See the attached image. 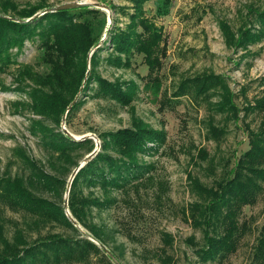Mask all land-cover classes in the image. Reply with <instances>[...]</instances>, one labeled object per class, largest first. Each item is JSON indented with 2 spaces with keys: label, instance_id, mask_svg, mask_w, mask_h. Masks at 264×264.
I'll use <instances>...</instances> for the list:
<instances>
[{
  "label": "rangeland",
  "instance_id": "374dc122",
  "mask_svg": "<svg viewBox=\"0 0 264 264\" xmlns=\"http://www.w3.org/2000/svg\"><path fill=\"white\" fill-rule=\"evenodd\" d=\"M10 1L19 8L40 2ZM45 2L50 6L98 3L107 10L100 9L107 27L114 22L121 26L126 17L118 12V6L128 5L125 0ZM263 5L264 0H172L168 15L156 19L164 28L167 45L159 68L150 76H145L147 67L139 54L133 56L130 67L110 64L106 61L109 44H103L107 49L100 53L95 72L118 83L133 80L138 88L131 101L123 104L99 94L97 85L90 83L78 97L81 103L71 114L69 124L66 120L64 126L76 137L90 136L91 142L68 150L65 155L53 146L50 135L39 129L42 125L53 132L61 131V122L57 124L33 112L28 91L36 85L25 75L19 80L24 68L36 75L50 70L43 61L44 49L38 38H26L23 45L12 44L7 52H1L0 176L21 181L35 196L50 199L68 210L66 191L33 186L26 157L39 169L66 181L67 187L75 165L95 148V141L101 144V133L131 127L134 121L166 132L165 141L156 150L136 154L143 168L134 180L118 189L84 183L79 186L82 199L103 201L84 207L85 220L113 233V242L106 248L117 261L104 252L98 241V250L86 243L92 236L84 227L79 225L76 232L53 218L15 207L0 198L3 237L15 243L14 236L21 234L26 243L16 244L19 251L52 236L67 240L66 254L57 258L50 254V264H250L264 225V182L255 201L243 206V233L235 252L222 262L196 256L194 249L203 244V232L192 224L190 215L200 201L192 187L193 180L216 187L217 181L231 175L237 158L248 149V132L264 130V111L244 115L241 109L262 95L259 79L264 76V38L248 44L245 50L236 49L226 45L219 28V21L225 20L233 31L245 24L258 29L259 24L248 16ZM145 10L153 15L155 2H147ZM86 18L93 21L95 38L101 37V44L106 34L103 14L97 18L84 14ZM206 74L218 75V79L211 84L189 81L180 90L183 81ZM241 87H245V95L239 91ZM227 88L234 93L236 111L221 106V93ZM260 166L264 167V163Z\"/></svg>",
  "mask_w": 264,
  "mask_h": 264
},
{
  "label": "trees",
  "instance_id": "16d2710c",
  "mask_svg": "<svg viewBox=\"0 0 264 264\" xmlns=\"http://www.w3.org/2000/svg\"><path fill=\"white\" fill-rule=\"evenodd\" d=\"M39 1L36 5L19 8L10 0H0V53L7 52L12 44L23 45L26 38H33L34 35L38 38L40 47L44 49L43 61L50 66V70L44 75H36L24 68L19 80L25 75L36 85L29 88L28 94L32 100L33 112L43 118H50L58 124L66 115L65 121L69 124L71 114L81 103L78 97L90 83L97 85L99 94L117 102L127 104L131 101L138 88L133 80L118 83L95 72L101 61L100 53L107 49L104 47L106 42L110 48L106 61L115 67H130L133 56L139 54L142 63L147 67L145 76L152 75L159 68L165 55L167 37L163 26L158 24L156 19L168 15L172 0H125L128 5L118 6V12H121L126 20L121 22V26L114 22L108 27L104 12L88 5L46 12L27 20L38 11L52 7L46 4L45 0ZM150 1L155 2L153 15H148L145 10V4ZM113 8L115 10L117 7ZM84 14L95 18L103 14L102 27L106 25V34L101 44V37L97 40L95 38L93 21L84 19ZM248 17L259 24L258 29L245 24L233 31L227 21H219V28L227 46L245 50L248 44L264 38V5L259 10H251ZM94 47L96 48L93 50ZM217 79L218 75L214 74L187 79L180 85V90L187 87L189 81L200 80L201 84H211ZM259 83L262 86V95L248 101L241 108L244 115L254 110L264 111V76L260 77ZM239 91L242 95L246 93L245 87H241ZM233 96L231 90L225 89L221 93V106L236 111L232 103ZM41 126L39 129L50 135L51 143L63 155L68 150L91 142L89 138L74 140L62 130L53 132ZM99 137V151L72 179L68 192V210L71 217L90 232L92 238L106 247L113 242V233L95 223L87 222L84 212L86 205H98L103 201L82 199L79 196L80 184L118 189L128 181L134 180L143 168L137 161L136 154L156 150L165 141L166 132L141 121H134L131 127L106 131ZM248 146L237 158L230 170L231 175L217 181L216 187H206L193 180L192 187L195 188L200 201L192 210L190 221L203 232V244L194 249L200 260L222 262L235 252L238 239L244 230V222L240 219L242 208L252 204L262 191L264 167L260 165L264 163V130L259 133L249 131ZM111 151L114 153H110ZM25 160L31 168L30 181L33 186H41L47 190L60 187L62 192L66 191V181H60L58 177L39 169L28 157ZM0 198L15 207L42 217L53 218L78 232L71 218L65 215V207L50 199L35 196L19 180L0 176ZM2 233L0 225V264H50V254L57 258L67 252L68 241L56 236L37 241L19 251L16 244L26 243L23 236L17 233L14 236L15 243H9ZM86 243L98 250L97 244L91 240ZM263 262L264 225L250 264Z\"/></svg>",
  "mask_w": 264,
  "mask_h": 264
},
{
  "label": "water",
  "instance_id": "95a60500",
  "mask_svg": "<svg viewBox=\"0 0 264 264\" xmlns=\"http://www.w3.org/2000/svg\"><path fill=\"white\" fill-rule=\"evenodd\" d=\"M82 5H88L90 7H94V8H97V9H101V10H105L104 9V6L98 4V3H89V2H83V3H63V4H60V5H55V6H52V7H49V8H46L44 9L43 11H41L40 13H35L31 18L27 19V20H30L34 17H38L46 12H54L56 10H60V9H69V8H74V7H78V6H82ZM107 11V10H105ZM96 47L93 48V50L95 49ZM91 52L89 53V56H90ZM65 124V115L63 116L62 118V121H61V130L62 132L71 137L72 139L74 140H81V139H84V138H89L90 136L88 135H85V136H81V137H76L74 136L71 132H69L67 130V128L64 126ZM99 148H100V143L98 141H95V148L86 155V157L81 161L79 162V164L74 168L73 172H72V175H71V178L70 180L68 181L67 183V187H66V193L68 194L69 192V189H70V185H71V182H72V179L73 177L75 176V174L77 173V171L82 167L84 166V164H86V162H88L89 160H91L95 155L96 153L99 151ZM65 215L70 217L71 218V221L73 222L74 226L76 228H80L79 224L76 222V220L74 218H72L70 216V212L69 210H66L65 209ZM89 240H91L92 242H94L95 244H98L96 240H94L93 238H89ZM100 246L106 251V253H109V255L112 257V259H114V261H117L114 256L107 250V248L104 246V245H101Z\"/></svg>",
  "mask_w": 264,
  "mask_h": 264
}]
</instances>
